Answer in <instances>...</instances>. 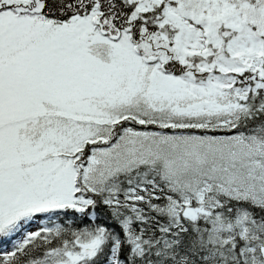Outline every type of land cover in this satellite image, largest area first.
<instances>
[{"label":"snow or ice","instance_id":"6c2138e0","mask_svg":"<svg viewBox=\"0 0 264 264\" xmlns=\"http://www.w3.org/2000/svg\"><path fill=\"white\" fill-rule=\"evenodd\" d=\"M0 264H264V0H0Z\"/></svg>","mask_w":264,"mask_h":264}]
</instances>
